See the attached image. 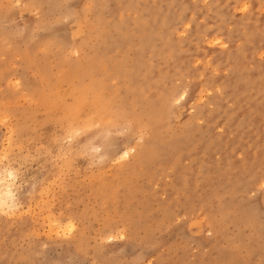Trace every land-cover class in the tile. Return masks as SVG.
I'll use <instances>...</instances> for the list:
<instances>
[{
  "label": "rangeland",
  "instance_id": "374dc122",
  "mask_svg": "<svg viewBox=\"0 0 264 264\" xmlns=\"http://www.w3.org/2000/svg\"><path fill=\"white\" fill-rule=\"evenodd\" d=\"M263 5L0 0V177L15 175L11 209L0 205V264H264ZM140 19L153 25V45L134 41L126 65L152 86L131 87L135 101L127 86L121 93L143 122L160 107L155 133L136 139L115 118L72 133L59 110L40 107L41 79L53 97L76 66L75 43L89 54L109 40L120 63L116 44L125 47L122 33H138ZM104 26L109 38L99 37ZM150 135L152 159L119 157ZM70 221L75 235L52 230Z\"/></svg>",
  "mask_w": 264,
  "mask_h": 264
},
{
  "label": "bare ground",
  "instance_id": "6f19581e",
  "mask_svg": "<svg viewBox=\"0 0 264 264\" xmlns=\"http://www.w3.org/2000/svg\"><path fill=\"white\" fill-rule=\"evenodd\" d=\"M243 2H245V1H243ZM241 4H243V3H241ZM250 13H251V11H250ZM76 15H74V16H76ZM104 19H105V17H104ZM137 23L139 24L138 33L133 34V36L127 35L126 33H122L123 34L122 36H123V38L125 39V42H126L125 43V47L123 45L116 44L117 48H118V50L116 52L117 53H122L123 52L122 61L120 63H115L114 62L115 63L114 65H112V63H111L112 58H113L111 56V54H110L111 42L109 40H107V38H109V34H110L109 32L110 31L105 26L102 27V30H101L102 34L99 36V37H104V35H105V37H107L106 40L108 42L105 40L106 43L104 42L105 46H104V49H102L103 51L101 50L100 47L95 45L94 47L91 48V53L88 52L89 54H87V52L86 53L83 52L84 48L82 49V46H81V42L82 41L80 42V44L79 43H75L73 45L74 46V53H77L79 55L78 58H77L76 66L72 67L69 72L61 73L62 77L59 80V84H58L59 87H56V92H54L53 97H51L50 95H47L45 93V91H44V77H43V79H41L42 80L41 81V87L36 90V92L38 91V94L40 95V99L38 100L39 104H40V107L48 109L51 112L53 110H59L61 112V114L60 113L59 114L61 115L62 121H64L66 123L68 129L72 133H74V132L77 133V132L82 131V130L83 131L84 130H88L90 125H92V123L95 120H97V122H99L101 124V126H103V125L107 126L108 123L110 122V120H113L114 118L116 119V121H115L116 123L118 122V120H125L126 121L125 123L130 127V132H131L130 136H136L135 137L136 139L138 137L143 139V133L142 132L147 131V127H149V126L152 127V131H153V133H155L156 129L159 128V124H160V122H159V118H160L159 113H161V111H159L160 107H159V109H157V108L154 109V108L151 107L150 110H149L150 114H149L148 121L146 120V122H143L142 120H139V118L136 116V114L132 110L133 108H131L132 106L129 105L130 107L129 106L126 107V105L124 103L125 98H124V100L122 99V97H124V96H122V93H121L122 92L121 87L122 86L123 87L127 86L130 89L127 88L126 91L130 92V93H132L134 95V101H135L139 97V95H137L133 91L134 88H136L135 91H139L140 90V92H142L144 90V87L148 88V86H150V88H151V86H152V85H150V82L153 81V80H151V78L148 79L147 81L144 80V82L140 81L141 75L139 74L138 69L137 68H133V67H127V65H126V60L128 58L126 53H127V51L133 50L132 47L134 46V41H137V43H139L143 47H150L151 45H153V39H152L153 36H154V34H153L154 33L153 25L149 24V22H147L146 20H143V19L136 20L135 24H137ZM116 24L117 23H115L114 26ZM182 24H180V25H182ZM187 24H188V22H187ZM102 25H104V24H102ZM109 25H110V23H109ZM109 25H107V27ZM125 25H126V23H122L121 24V23L118 22V25L115 26V27H118L119 30H123L122 26L125 27ZM159 25L160 26L163 25L164 27H166V23H165L164 19L159 23ZM243 25H245V24H243ZM115 27H113V28H115ZM166 29H167L168 35H171L173 33V29L174 28H172L170 25H167ZM88 32H90V31H88ZM180 32H181V30H180ZM96 33H97V31H96ZM103 33H104V35H103ZM85 36H86V34H85ZM120 38H121V36H120ZM216 38H217V36H216ZM216 38H214V39H216ZM214 41H217V40H214ZM224 43L225 42L223 41V44ZM82 45H84V44H82ZM49 46H51V44ZM165 50H167V49H165ZM60 51H61V49L59 50V52ZM63 51H65V50H63ZM143 57H144V52H140L139 53V58H138V60L136 62L137 64H139L138 66H142ZM117 58L118 57H116V60H117ZM74 64L75 63H73V65ZM134 67H136V66H134ZM65 83L67 84V88L65 87ZM147 84H148V86L146 87ZM131 87L133 89H131ZM60 88H61V92H59ZM171 91H170V93H171ZM176 92H177V90H176ZM186 93L185 92H181L180 94L176 93V96L177 95L179 96V97H176V98L177 99L178 98L182 99V98L186 97ZM173 94H175V93L173 92L172 95ZM125 96H126V94H125ZM166 96H169V93ZM174 97L175 96H173L172 98H174ZM129 98H130V96H129ZM131 98H132V96H131ZM50 100H53V101H50ZM174 101H177V100H174ZM165 102L166 101H164L163 103H165ZM169 102L170 103H174V102H171V101H169ZM167 106H169L168 103H167ZM128 107L130 109H128ZM161 107H163V106H161ZM171 108H173V107H171ZM191 119H193V118H191ZM33 123H34V121H33ZM111 123H113V122L111 121ZM101 130H105V128H103ZM140 133H142L141 136H139ZM150 137H151V135L148 136V139H147L146 143L136 144L135 146H133V147H131L129 149H125L124 151H122L120 153L119 157L121 159H124V160H129L132 157V154L135 153V155H133L134 156L133 159H136L137 161L138 160L139 161H144V159H145L144 157H146V156H150V159H152L153 157H151V156L154 153V149H153V146H152L153 137H152V139ZM157 144H158V142H157ZM130 164H132V163H130ZM136 169H137V167H136ZM136 169H135V171H136ZM5 172H6V170H5ZM6 174L4 176L1 175L2 177H0V184H1V187H0L1 188V191H0L1 192V194H0V205L2 206V208L4 210H7L9 212V210L11 209L10 200L12 199V194H13L14 191L11 188V187H13V185L11 186L10 180L8 181V178L12 177L14 174L11 171L10 172L7 171ZM11 181H13V180H11ZM11 203H13V202H11ZM38 204H37V206H38ZM40 206H42V205H40ZM43 207H42V209H43ZM44 219H43V221H44ZM48 220H47V222H48ZM51 221L55 222L56 220L54 221L53 219H51ZM59 222H60V220H59ZM51 226H52V224H51ZM58 226H59V224L52 228L53 231L55 230L54 233L58 237L62 236V235L63 236L64 235L65 236L72 235L74 233L75 229H76L75 223H73L71 221L66 223L63 226H60V227H58ZM52 230H51V232H52ZM51 234H53V232ZM73 235H75V233ZM120 235H122V234L120 233ZM111 238L113 239L114 237L111 235V237H109V239H111Z\"/></svg>",
  "mask_w": 264,
  "mask_h": 264
}]
</instances>
